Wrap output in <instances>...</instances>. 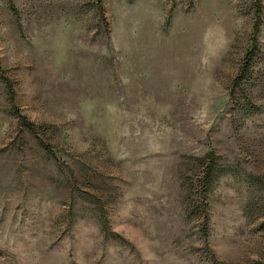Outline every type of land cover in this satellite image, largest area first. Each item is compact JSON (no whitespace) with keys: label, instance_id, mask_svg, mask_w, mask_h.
<instances>
[{"label":"rangeland","instance_id":"obj_1","mask_svg":"<svg viewBox=\"0 0 264 264\" xmlns=\"http://www.w3.org/2000/svg\"><path fill=\"white\" fill-rule=\"evenodd\" d=\"M264 0H0V264H263Z\"/></svg>","mask_w":264,"mask_h":264},{"label":"trees","instance_id":"obj_2","mask_svg":"<svg viewBox=\"0 0 264 264\" xmlns=\"http://www.w3.org/2000/svg\"><path fill=\"white\" fill-rule=\"evenodd\" d=\"M264 264V263H263Z\"/></svg>","mask_w":264,"mask_h":264}]
</instances>
